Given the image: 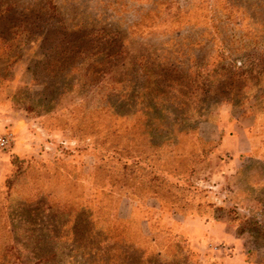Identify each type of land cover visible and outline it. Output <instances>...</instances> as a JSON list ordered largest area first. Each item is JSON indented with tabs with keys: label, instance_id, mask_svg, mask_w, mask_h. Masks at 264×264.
<instances>
[{
	"label": "rangeland",
	"instance_id": "rangeland-1",
	"mask_svg": "<svg viewBox=\"0 0 264 264\" xmlns=\"http://www.w3.org/2000/svg\"><path fill=\"white\" fill-rule=\"evenodd\" d=\"M3 135L0 264H264V0H0Z\"/></svg>",
	"mask_w": 264,
	"mask_h": 264
},
{
	"label": "trees",
	"instance_id": "trees-1",
	"mask_svg": "<svg viewBox=\"0 0 264 264\" xmlns=\"http://www.w3.org/2000/svg\"><path fill=\"white\" fill-rule=\"evenodd\" d=\"M124 100L125 101H127V99L126 98H124ZM129 101V100H128ZM118 114V113H117ZM147 136L148 135H144L142 138L143 139H140V144H142V146H144L145 148H143V149H146V148H150V149H154L156 146H155V144L154 143H152V141L150 140V139H147ZM134 141H132V140H127V141H123V143H122V141L121 140H117L116 142H114V144L116 145V147H120L121 149H124V150H126V151H129V148H128V146H127V144L126 143H133ZM113 144V145H114ZM114 145V146H115ZM116 159H117V161H120V153H118V151L116 150ZM145 153V152H144ZM145 155V157L142 159V158H140L139 156H137V157H134V159L131 161V163H126V162H123L122 163V168L124 169V171H126V172H128V173H130V174H133V171L131 170V171H129V167H134V166H138L142 171H143V173H145V175L144 176H148V178L145 180V178H144V181L148 184V185H150V186H153L154 185V183H152L153 181H159V182H162L163 180H165L166 179V174H167V172L165 171V170H159L158 171V169H155L154 167V165H151V164H148V163H146V160L148 159V155H149V153H146V154H144ZM115 157V156H114ZM140 163H142V164H145L144 166L145 167H141V166H139V164ZM127 169V170H126ZM152 181V182H151ZM159 184V183H158ZM157 186V185H156Z\"/></svg>",
	"mask_w": 264,
	"mask_h": 264
},
{
	"label": "crops",
	"instance_id": "crops-1",
	"mask_svg": "<svg viewBox=\"0 0 264 264\" xmlns=\"http://www.w3.org/2000/svg\"><path fill=\"white\" fill-rule=\"evenodd\" d=\"M219 143L215 147L216 154H240L245 150L244 129L238 123H229L225 119L217 124Z\"/></svg>",
	"mask_w": 264,
	"mask_h": 264
},
{
	"label": "built area",
	"instance_id": "built-area-1",
	"mask_svg": "<svg viewBox=\"0 0 264 264\" xmlns=\"http://www.w3.org/2000/svg\"><path fill=\"white\" fill-rule=\"evenodd\" d=\"M11 137L9 135H3L0 137V147L7 148L9 146Z\"/></svg>",
	"mask_w": 264,
	"mask_h": 264
}]
</instances>
